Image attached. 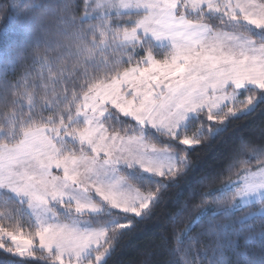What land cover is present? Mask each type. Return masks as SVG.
<instances>
[{"label":"snow or ice","instance_id":"1","mask_svg":"<svg viewBox=\"0 0 264 264\" xmlns=\"http://www.w3.org/2000/svg\"><path fill=\"white\" fill-rule=\"evenodd\" d=\"M82 6L77 15L68 0H17L0 10L31 14L30 40L0 64V194L21 205L0 215V249L25 264H115L121 238L191 171L204 132L219 137L264 109V0ZM213 16L220 28L205 22ZM226 171L219 195L184 225V264H264V142L241 138ZM22 210L35 213L27 235Z\"/></svg>","mask_w":264,"mask_h":264},{"label":"trees","instance_id":"2","mask_svg":"<svg viewBox=\"0 0 264 264\" xmlns=\"http://www.w3.org/2000/svg\"><path fill=\"white\" fill-rule=\"evenodd\" d=\"M15 2L17 0H0V10H3L5 5ZM36 2H40V0H36ZM68 2L78 9L74 14L83 15L82 5L86 0H68ZM30 15L28 12H21L13 7L4 17H0V64H6L11 59L14 49L30 40ZM206 22L215 28L220 27V22L215 16L211 19L206 18ZM224 28L243 31V29L230 25ZM166 50L164 47L157 46L154 52ZM103 55L109 62L117 60V54L111 48ZM96 59L99 60L100 57L97 56ZM129 66L124 65V67ZM40 67L37 65L38 69ZM123 119L126 123H135L130 118ZM196 126L199 127V124ZM204 137L205 139L200 145L189 149L193 167L186 177L168 190L166 202L161 206L157 215L145 220L134 232L121 238L114 255L115 264H145V262L147 264H184L186 256L179 252L180 241L184 240L187 244L189 239L183 235L184 231H188L184 225L189 219L198 215L201 210L198 206H204L202 205L203 200L212 199L207 195L209 192L219 195L215 190L220 188L223 181L227 179L226 169L229 157L241 138L251 141L253 145L264 142V109L258 108L256 112L248 116L233 120L228 131L219 137L213 138L208 131L204 132ZM163 143V140H159L157 146H162ZM179 147L188 148L183 145ZM249 156L255 157L256 152H250ZM250 163L255 164L256 159H251ZM235 178V176L232 177V179ZM12 208L21 209V205L0 194V215ZM239 215L241 214H237V218ZM19 219L24 225L22 230L30 231L28 225L34 223L35 220L29 212L22 210ZM173 222H178V230L175 232L172 231ZM0 223L7 226L9 221L5 219ZM259 232L260 228L257 222L255 235H259ZM192 234L194 233H190V235ZM236 239H239V236L233 237V240ZM240 243L244 245L245 239H240ZM254 246L258 248L259 241ZM173 249L177 250L175 254ZM5 261H10L11 264H25L19 258L11 257L3 249H0V264H4ZM30 264H45V262L42 260L33 261Z\"/></svg>","mask_w":264,"mask_h":264},{"label":"rangeland","instance_id":"3","mask_svg":"<svg viewBox=\"0 0 264 264\" xmlns=\"http://www.w3.org/2000/svg\"><path fill=\"white\" fill-rule=\"evenodd\" d=\"M206 22V21H205ZM215 28V27H214ZM217 28H220V27H217ZM223 31H225V32H238V31H240V30H235V29H228V28H223L222 29ZM241 98H243V97H241ZM121 135H123L122 133H121ZM159 147V146H158ZM236 179V178H235ZM234 180V179H233ZM24 208L26 209L27 208V206L25 205L24 206ZM29 212V211H28ZM29 214L32 216V218L35 220V213L34 212H29ZM90 217H88V216H84L83 217V219H89ZM64 222H68L67 220H65ZM1 224V223H0ZM21 231H23L22 229H21ZM24 232V234L25 235H27V232H25V231H23Z\"/></svg>","mask_w":264,"mask_h":264}]
</instances>
